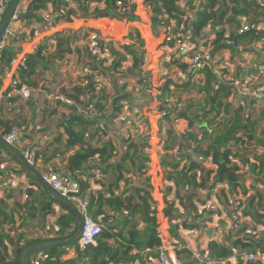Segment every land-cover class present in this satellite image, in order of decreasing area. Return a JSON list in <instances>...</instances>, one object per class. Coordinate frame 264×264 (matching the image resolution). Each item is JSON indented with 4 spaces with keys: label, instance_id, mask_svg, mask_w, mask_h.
<instances>
[{
    "label": "trees",
    "instance_id": "1",
    "mask_svg": "<svg viewBox=\"0 0 264 264\" xmlns=\"http://www.w3.org/2000/svg\"><path fill=\"white\" fill-rule=\"evenodd\" d=\"M76 1L80 7L78 10L72 11L64 22H72V16L93 21L111 19L131 22L138 19L135 16L137 6L130 4L126 0H92L97 4V8L91 13L88 12V7L85 5L87 0ZM196 1L144 0L143 5L150 13L152 24H160L165 27V30L167 27L173 25L174 31L181 29L194 36L203 37L208 26L217 27L215 39L210 42L212 57L215 56L218 50L223 48H231L233 51H236L225 44L226 38L234 41L236 45L241 47L242 43H258L259 39L264 38V30L255 31L253 29L242 35L229 33L228 37H226L225 33L226 26L232 28V24H234L237 28L240 27L241 23L238 20L242 18H246L254 26L264 22V7H260L255 0H201V8L199 9L194 5ZM63 2L64 0H30L24 21L31 26L34 23L37 27L43 28V13L50 9L57 11ZM117 2H121V5L117 6ZM228 2H232L231 5H228ZM96 34V31L90 29L67 31L64 36L55 40L53 46L51 44L47 45V40H44L40 48L37 49L35 57L27 54L22 58L12 75V86L16 89H33L35 85L30 82V78L35 74V69L40 65L39 61H43L45 57H50L53 53L51 52L52 49L55 48L56 56L61 57L64 54L71 55L75 53L77 55V62L80 65L84 63L85 67H89L97 73H103L108 77L111 76L112 79L115 77L127 78L129 75H134L145 87L146 83L144 79L147 76L145 68L148 59L146 50L144 49L145 44L139 32L137 30H129L122 42H115L114 48L111 47L113 45L111 42L109 47L111 58L106 62L98 61L89 51L91 37H94ZM162 45L166 46L167 44L163 43ZM20 52L21 49L18 45L13 46L11 44L2 52L0 56V85H2L1 77L11 72ZM36 59L37 62L35 61ZM173 61L175 62L173 63ZM179 61L177 56H174L169 63H166L168 64L167 66L177 65ZM180 65H177V68L187 74V65ZM167 71L165 84L162 89L164 95L159 105V114H167L171 107H173L175 108L173 109V114L177 117H180L182 113L185 114L186 118L183 119H186L188 122V129L183 134H180L175 130V123H166L163 118L159 121V167L164 174L165 180L162 196L165 208H167L172 218H174L173 221L177 230V235L170 231L173 235L172 238L178 241L180 227L194 230L199 228L197 222L201 220V223L208 224L210 222L208 218L212 216L213 209L221 212L224 205V210L228 212L226 206H229L230 200L240 197L244 198L247 202V207L249 206L250 211L247 212V209L243 213V217L245 216V219H248L251 225H248V222L246 223L245 220L242 224L243 226L237 232V238L230 231L227 234L225 242L219 243L214 241L210 243L209 250L211 255L218 259L227 258L230 256L229 247H236L241 252H264V235L255 237L248 233V231L254 230L256 227L264 228V150L262 154L254 153V162L249 167L251 174L255 177L254 181L260 187L258 190L251 187L247 188L243 185L244 176H240L241 169L232 160L233 153L241 150L243 144H249L251 141L255 142L256 135L254 131L257 126V120L252 121L249 114L243 117V106L233 108L228 103V98L231 94H235V89L226 84L215 89L213 86L215 76L208 69L198 73L204 74L205 77L204 85L198 89V93L201 94L202 99L197 103H192V106L187 105L184 107L176 99V97L180 96V91H174V86L171 85L172 81L169 79L170 67ZM192 77L193 75H189L187 78L192 79ZM106 92V86H98L91 79L87 87H82L78 83L69 93L65 91L61 93L68 95L76 102H78L80 95H86L88 104L94 105L102 114L105 105L111 102V112L104 118L112 124L115 120L117 122L118 117L125 109L135 113L143 121H146L142 112V104L147 103L148 94L146 91H142L137 96L135 93H132L133 91H128L127 86L124 85L118 92L113 93L112 98H109ZM135 101L140 103L139 106L134 105ZM172 101H176L174 106ZM59 107L67 109L72 113L70 121L64 126V131L67 135V139L64 142L65 147L80 148L69 157L66 166L67 174H63L80 176L81 196L85 197L88 194V179L91 178L88 172L93 171H99L98 180L95 179L94 185L109 187V189L114 186L120 188L122 185H118L123 181L124 175H132L128 176L127 179L135 178L137 185L133 189H130L131 194L128 198L118 197L114 200H104L102 191L97 192L95 195H90L89 212L92 217L105 225L110 218L112 219L108 228L103 230L99 235L96 247L88 246L84 251H80L77 241L65 246L46 247L30 252L26 257V263L31 264L30 258L32 257L42 259L40 264H78L84 257H89L91 264H134L136 261L144 264L145 259L152 260L156 258L155 249L161 245V239L158 232L157 202L152 195L153 187L150 178L147 177V164L149 160L144 155L148 147L145 138L140 136L138 138L139 143H137L127 133L123 140L125 147L121 157L117 156L111 143L91 148L85 143V137L88 136V138L92 139L98 132L100 133L98 139L102 137L101 132L103 133L105 128L102 127L101 123L96 122V118L102 115L82 118L73 107ZM178 107L181 110L178 111ZM51 112L56 113V111ZM74 122L83 129L76 132L72 131L71 125ZM87 124H90L92 128L94 125L95 128H98L94 134L87 135L85 131ZM10 127H8V130ZM0 129L4 132L6 127L2 126ZM257 140L264 148V139L257 138ZM0 148L19 164L14 156V152L2 145H0ZM32 148L35 149L34 146ZM244 153L240 154L242 158L244 157ZM38 155L41 156L39 165L46 168L45 162L42 159L43 154L39 150L35 153V156ZM234 157H238V155ZM44 158L46 161L45 156ZM91 158H97V165L87 167L84 170L85 165H87ZM2 159H0V166H5L4 162H1ZM205 163L211 164L214 170L206 169L204 167ZM243 163L246 164L248 161L243 159ZM20 167L19 174L23 172L35 182L37 187L41 188L34 177L21 165ZM223 167L229 170L227 175H220ZM139 176L141 178H138ZM209 183H212L213 188H217L214 201L218 204H214L211 198L206 197V202H203L202 205L204 206L209 203V207L208 209L201 210V206L198 205L199 202H196L194 197L197 194H203L208 188ZM27 193L26 201L32 203L28 206L30 221H36V218L40 215H50L53 212L51 208L52 203H56L65 214H61L56 219V225L53 229L49 228V232L52 233L51 239L46 240L40 237L33 239L37 236L36 234L30 239L29 234L27 235L21 226L19 231L14 230V226L18 225L19 222H15L14 215H9L6 211L7 206L5 201L8 197L0 195V264H20L19 258L27 249L51 241H66V233L70 228L73 229L70 238L77 233L78 225L74 217L61 204L55 202L47 192L43 190L45 198L49 200L48 203L40 201L37 196L31 200L33 192L30 189ZM112 213L123 217L122 221H125L119 232L114 227L115 216ZM183 216H186L187 220H183ZM181 221L183 222L179 224ZM9 223L14 224H10L8 229L3 228V225ZM107 240L114 241V245H109ZM146 249H151L152 253L142 258L141 255H143ZM71 250L77 252V258L63 261L62 258ZM181 251L176 252L177 257ZM186 255L188 254L186 253ZM238 264L256 263L239 261Z\"/></svg>",
    "mask_w": 264,
    "mask_h": 264
},
{
    "label": "crops",
    "instance_id": "2",
    "mask_svg": "<svg viewBox=\"0 0 264 264\" xmlns=\"http://www.w3.org/2000/svg\"><path fill=\"white\" fill-rule=\"evenodd\" d=\"M136 6L137 8L135 16L138 18L136 21L127 22L111 19H100L92 21L91 23H85L84 27L86 29L96 31V33L100 36L110 37L116 42H122L129 30H137L145 44L144 49L146 50L148 59L147 66L145 68V72L147 74V78L145 77L146 79H144V82L146 83L145 87L134 75H129L127 78L115 77L113 79L109 75L111 77H109L110 85L106 86V93L109 98H112L114 92H118L124 87V85H126L127 90L133 91L132 93H135V95L137 93L136 89H138L139 92L146 91L148 94L146 100L147 103L142 104V112L143 117L146 118L145 122H147L149 125L148 131H150L151 135L149 141L147 142L148 147L146 148V152H144V154L148 153V163L151 161V168H149L151 171L149 172L151 176L150 181L154 191L153 198L157 202L158 210L162 216L161 221L164 226L169 229L170 237H173L170 231L177 235L175 222L173 221L174 218H172L167 208H165L164 203H161L159 197L160 183L158 177V160L160 159L158 154H160V152L158 149L160 146H157L156 143L158 140H160L158 136L160 121L159 105L160 100L164 95L162 93V89L165 84V76L168 72L167 70L170 67L169 79L172 81L171 85L174 86V91H180V96L176 97V99L180 101L184 107L187 105L192 106V103H197L202 99L201 94L198 93V89L204 85L205 77L204 74H197L196 76H193L192 79H188L187 77L189 74H186L177 68V65L179 66L181 64L180 66H182L183 64H186L187 58L179 55L174 49H172V44L169 46L162 45L166 32L165 27L157 23L152 24L150 21V13L143 5V2H139ZM80 25L81 22L79 19L68 23L64 22L55 30V35L53 36L51 45L53 46L55 44V40L64 36L67 31H77V28ZM225 28L226 35H230L229 33L237 34L238 28L234 24H232V28H229L228 26ZM215 29L216 27L208 26L203 37L208 38L211 42L215 39ZM42 42L43 41L37 40L32 44L26 45L23 48L24 55L28 54L35 57L36 51L38 48H40ZM10 44L13 46L16 45L13 42ZM150 45H152V47H149ZM51 52L53 53L50 55V57H45V60L43 59V61H39L40 65L35 69V74L30 78V82L35 85L33 89L30 88L32 90L31 98L26 102L17 103L14 110L0 108V128L2 126L7 128L13 124L19 125L22 134V140L13 147L15 151L17 150L16 152L21 155L22 150L26 146L32 145L36 151L39 150L40 153L43 154L42 159L44 160L45 167L47 169L52 171L55 170L57 174H67L66 166L69 157L80 149L79 147L66 148L64 143L67 139L64 126L70 121L72 113H70L67 109L60 107L56 113L49 111V103L46 97L53 93L72 91L79 83L80 69L84 66V63L81 65L78 64L77 55L75 53H72L71 55L64 54L60 57L55 55V48H53ZM44 56L46 55L44 54ZM174 56H177V59L180 61L177 62V65L167 66V63H169ZM214 59L217 61H228L233 71L232 73L234 78L238 81H244L245 78L251 75L255 77L252 85L255 88L261 90V97H241L235 92V94H231L229 96L228 103H230L233 108L243 106V117H245L246 114H249L252 121L257 120V126L254 131L256 135L254 139L255 145L250 147L249 152H252L253 150L257 154H262L264 148L262 145H260L261 143L259 144L257 138L264 139V74L258 76V71L256 68L257 66L264 64V45H259L256 42H251L250 44L242 43L241 51H233L231 48H223L218 50L214 56ZM21 60L22 59H20V56L18 55L16 62L13 64L11 72L1 77L4 88L11 84L12 75L17 69ZM35 61L37 62V59ZM174 62L175 61H173V63ZM189 82H191V84H189ZM172 102L174 106L176 101ZM110 104L111 102L106 104L102 116L96 118V122L101 123L102 127L105 128V131H103V133L101 132L102 137L98 139L100 137V133L98 132L97 135L93 136L92 139L88 138V136L85 137V143L91 148L105 143H111L115 149V152L117 153V156L121 157L125 147L123 144L124 137H126L125 135L129 133V136L132 137L135 142L139 143L138 138H140V133L136 126L127 130L126 125L117 123L116 120L113 122V124L110 121H107L104 117L111 112ZM139 104L140 103L136 101L134 102L135 106H139ZM173 111L170 115V119L172 120L171 123L167 122L164 118L163 120L169 124L175 123V130L178 133L183 134L188 129V122L186 119L184 120L183 118L175 116ZM129 112L132 115H136L131 111ZM86 126L87 127H85V131L87 132V135L94 134L96 129H98L95 128V125L93 126L95 130L90 127V124H87ZM81 129L83 128L80 127V125H78L76 122L72 123V131H81ZM61 137L62 139L60 140ZM14 156L22 166L16 154ZM44 156L46 157V161ZM243 159L244 158L241 157V163H243ZM96 160L97 158H91L87 165H85L84 170H86L87 167H94V165H97ZM1 162H4L3 164L5 165L6 170L0 173V195L2 197H8L5 201L7 213L9 215H14L15 222H19L23 231L27 235L29 234L30 239H32L31 237H33L37 232L38 235L39 233H46V228L48 230L50 228V223L47 221V218L56 214V212H59L57 217H59L61 214H65V212L56 203H52L51 208L53 212L50 213V215H40L36 218V221H30V211L28 206L32 203H28L26 201V195H28L27 191L30 189V191L33 192V198L31 200L37 196L39 197L40 201L48 203L49 200L45 198V194L43 193V190L45 192H47V190L41 186V184L36 179V176L23 166L22 167L34 177L35 181L42 189L37 187L35 182L27 177V175H25L23 172L19 174L21 167L10 155L4 153V157ZM204 167L208 170H214L213 166L209 163H205ZM33 170L36 172L35 169ZM98 174L99 171L88 172V175H91V177H94L96 180H98ZM124 176L125 177L123 178V181H121L118 186L126 185L127 181L133 179H127L128 176L132 175ZM163 181L165 187V180L162 179L161 186H163ZM47 194L53 198L48 192ZM194 200H197L200 203L205 201V199L199 194L195 195ZM215 203L216 205L218 204L216 201ZM247 209V212L250 211L249 206ZM112 215L115 216L114 227L117 232H119L125 221H122L123 217L117 216L116 213H112ZM208 220L210 221L208 224L201 223L202 220L198 221L197 225L199 228L194 230L180 227L178 241L175 240V242L193 250H200L202 253L210 256V258L219 261L222 259H218L211 255L209 244L214 241L219 243L225 242L227 240V234L230 231H232L233 234L229 210L228 212L225 211L223 205V211H218V217L210 216ZM247 222L248 225H251V222L248 219L246 220V223ZM14 223L3 225V228L8 229L10 224ZM216 227H221L222 231L217 233L215 230ZM114 233H116V231H114ZM107 243L111 246L114 245V241L112 240H107ZM181 252V254L179 253L178 255L180 264H194L190 259V256H188V251L182 250ZM186 253L188 255H186ZM141 257L143 258L144 256L141 255ZM76 258V256L65 255L62 259L69 261Z\"/></svg>",
    "mask_w": 264,
    "mask_h": 264
},
{
    "label": "built area",
    "instance_id": "3",
    "mask_svg": "<svg viewBox=\"0 0 264 264\" xmlns=\"http://www.w3.org/2000/svg\"><path fill=\"white\" fill-rule=\"evenodd\" d=\"M12 0H0V27L2 25L3 19L7 13L9 5ZM132 5H137L139 2H143L144 0H126ZM256 3L260 7H264V0H255ZM30 3V0H18L15 6V10L11 17L9 24L7 25L5 32L0 39V56L4 49L9 46L11 42L18 45L21 49L19 54L20 59H22L25 55L23 53V48L26 45L32 44L35 41H46L47 45L51 44L53 36L55 35V30L64 23L66 17L72 12L78 10L79 3L76 0H64L62 6L57 10H47L43 13V28L37 27L34 23L33 26L29 25L26 21H24L23 16L27 13V8ZM232 2H228V5H231ZM86 7H88V12L91 13L97 8V4L92 0H87L85 2ZM121 2H117V6H120ZM197 9L201 8V0H197L194 4ZM184 6V1H183ZM72 21L79 19L81 25L77 28V30L86 29L84 27L85 23H91L93 20H83L79 17H71ZM241 22L240 27L237 29V34L242 35L248 31L255 30L260 31L264 30V22L259 25L254 26L250 23L246 18H242L238 20ZM173 26V25H172ZM169 26L166 28L164 42L167 46L172 44V49H174L179 55L187 58V74L196 76L198 73L202 72L205 69L211 70L215 76L214 88L217 89L219 86L226 84L228 86L233 87L235 92L238 93L241 97H252L259 98L261 97V90L255 88L252 85L254 80V76L251 75L244 79V81H238L234 78L233 71L230 67L228 61H217L211 55V47L210 41L208 38L197 37L192 35L189 32L178 29L174 31V28ZM217 29V27H216ZM215 29V30H216ZM89 30V29H88ZM228 37V35H226ZM113 43L112 48L115 47V42L110 37L100 36L99 34L91 37L89 42V51L97 58L100 62H106L111 57V53L109 50L110 43ZM225 44L228 47L234 48L236 51H241V46L236 45L234 41H231L226 38ZM259 45H264V38L258 40ZM257 75L260 76L264 74V64L261 66H257ZM147 78V77H146ZM145 78V79H146ZM91 79L100 85L109 86L110 79L108 76L103 73H97L93 71L89 67H81L79 83L82 87H87ZM10 89V90H8ZM136 95L139 96L141 92L136 89ZM69 93V92H68ZM32 96V90L29 88L16 89L12 86V84L7 87H3L0 85V108H5L7 110H14L17 103L26 102ZM47 101L49 103L48 109L50 111H57L59 106H65L67 108L73 107L75 108L77 114L82 118H89L94 116H101L102 112L99 111L94 105L88 104L87 96L80 95L78 97V102L74 101L68 95H64L62 93H53L48 95ZM181 110L178 107V111ZM166 116L165 113L160 114L159 118H164ZM117 123L122 125H126L127 128H133L136 126L139 130V136L144 137L145 141L148 142L150 138V131H148V123L143 121L139 116L130 114L129 110H124V112L118 117ZM0 139H2L9 146L14 147L16 144L20 143L22 140V134L20 127L17 124H13L8 132L3 135V130L0 129ZM157 146H160V140L156 143ZM255 145L254 141H251L249 144H243L242 149L239 151H235L233 153V163L238 165L241 169L240 176H244L243 185L247 188L260 189L259 185L254 181V176L251 174L249 167L254 162V151L249 152L250 147ZM159 150V149H158ZM244 150V151H243ZM146 152V150H145ZM244 153V159L248 161V163L244 164L240 162L241 153ZM36 150L32 148L31 145L26 146L22 152L21 156L25 160L26 164L35 169L38 173L41 180L51 189L53 190L60 198L64 199L69 205L73 206L78 212L81 221L82 228L80 232L78 242V247L80 251H84L88 246H97V239L103 230H106L109 224L112 222V219L108 221L105 225L98 219L95 220L91 213L89 212L90 206V195H95L97 192H103V199H116L118 197L128 198L131 194V188L133 189L137 185V180L135 178L128 181L126 185H122L120 188L114 186L113 188L109 187H101L99 185H94L95 178L91 177L88 179V189L87 196H81L80 192V176H69L64 174H57L49 169L43 168L39 165L41 161V156H35ZM238 155V157H234ZM4 157V152L0 148V159ZM159 161V160H158ZM148 174L147 177L150 178L149 174L151 168V161L147 164ZM160 166V165H159ZM6 170L5 166H0V173ZM158 177H159V197L161 203L163 202L162 190L164 186H161V179L164 180V174L160 167H158ZM8 192V191H7ZM217 193V188H213L212 183L208 184V188L201 193V196L205 199L209 197L213 200ZM154 194V191H153ZM152 194V195H153ZM154 197V196H153ZM198 202L197 200H195ZM206 202V201H204ZM201 207L200 209H208L209 203L206 205H202L199 202ZM229 210L230 219L232 222L233 235L237 238V232L242 227L243 222L246 220L245 216L243 217V213L247 210V202L244 198H233L230 200L229 206H226ZM157 221H158V232L161 239V245L155 249L156 258L152 260H146L145 264H180V261L176 255V252L179 250H186L189 253L190 259L194 264H238L239 261L243 262H254L256 264H264V252H241L236 247H229L230 256L226 259L216 260L210 258L206 254L202 253L200 250L191 249L189 247H184L181 244L175 242L169 235V229L164 226L161 219V213L158 210L157 205ZM213 217H218L217 209H213ZM183 220H187L186 216H183ZM130 220V218H128ZM183 221L179 222L181 224ZM46 228V227H45ZM44 228V229H45ZM15 231L20 230V224L14 226ZM216 232L219 233L222 231L221 227L215 228ZM73 233V229L70 228L66 236L68 238L71 237ZM248 233L252 236H260L264 235V228L256 227L254 230L248 231ZM36 238L43 239H51L52 233L46 228V233H36ZM152 253L151 249H146L143 252V256L146 257ZM66 255L76 256L77 252L75 250L68 251ZM31 264H40L42 259L37 257H32ZM63 260V259H62ZM65 261V260H63ZM78 264H91V260L89 257H84Z\"/></svg>",
    "mask_w": 264,
    "mask_h": 264
},
{
    "label": "water",
    "instance_id": "4",
    "mask_svg": "<svg viewBox=\"0 0 264 264\" xmlns=\"http://www.w3.org/2000/svg\"><path fill=\"white\" fill-rule=\"evenodd\" d=\"M17 1L18 0H12L11 3H10V5H9V8L7 10V13H6V15H5L4 19H3L2 25L0 27V39L2 38V36H3L4 32H5V29H6L7 25L9 24V22L11 20V17L13 15L14 10H15V6L17 4ZM23 18H26V15L23 16ZM173 109L174 108L172 107L169 110V112L166 114V116L164 117V119L166 121L170 122V123L172 122V120L170 119V115H171V112L173 111ZM180 118H186V115L185 114H181L180 115ZM7 130H8V127L3 132V135L6 134ZM0 145H2L3 147L11 150L12 152H14L16 154V156H17L18 160L20 161V163L22 164V166L36 176V179L41 184V186L44 187L47 190V192L54 198V200L56 202H58L59 204H61L62 206H64L68 210V212H70V214H72V216L75 218V220L77 222V225H78L77 226V233L72 238H69L66 241H62V242H47V243H43V244H38V245H35V246L27 249L26 251H24L21 254L20 258H19L20 264H27L26 263V257L32 251H35V250H38V249H42V248H46V247H52V246H65V245H68L69 243L76 242L79 239L80 232H81V228H82V221H81V218H80L78 212L76 211V209L73 206L69 205L64 199L60 198L53 190H51L41 180V178L33 170V168L29 167L26 164L25 160L21 157V155L19 153H17L15 151V149L12 146H9L8 144H6L2 139H0ZM228 172H229V170L227 168L223 167L222 170H221L220 175H222V174L227 175ZM139 178H141V176H139Z\"/></svg>",
    "mask_w": 264,
    "mask_h": 264
},
{
    "label": "rangeland",
    "instance_id": "5",
    "mask_svg": "<svg viewBox=\"0 0 264 264\" xmlns=\"http://www.w3.org/2000/svg\"><path fill=\"white\" fill-rule=\"evenodd\" d=\"M150 43V42H149ZM149 47H152V45H150ZM101 87H103L102 85H100ZM128 129V128H127ZM146 154V155H145ZM144 155L147 156L148 158V153H145ZM149 160V158H148ZM50 170V169H49ZM59 214V212H56V214L52 215V216H49L47 218V221L50 223V228L53 229L55 227V222H56V218L57 215ZM173 226V225H172ZM134 264H142L140 261H136Z\"/></svg>",
    "mask_w": 264,
    "mask_h": 264
},
{
    "label": "bare ground",
    "instance_id": "6",
    "mask_svg": "<svg viewBox=\"0 0 264 264\" xmlns=\"http://www.w3.org/2000/svg\"><path fill=\"white\" fill-rule=\"evenodd\" d=\"M16 242V241H15Z\"/></svg>",
    "mask_w": 264,
    "mask_h": 264
}]
</instances>
